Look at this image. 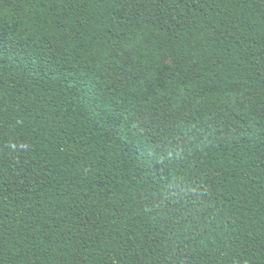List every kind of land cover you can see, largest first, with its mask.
Instances as JSON below:
<instances>
[{
	"label": "trees",
	"instance_id": "1",
	"mask_svg": "<svg viewBox=\"0 0 264 264\" xmlns=\"http://www.w3.org/2000/svg\"><path fill=\"white\" fill-rule=\"evenodd\" d=\"M0 264H264V0H0Z\"/></svg>",
	"mask_w": 264,
	"mask_h": 264
},
{
	"label": "rangeland",
	"instance_id": "2",
	"mask_svg": "<svg viewBox=\"0 0 264 264\" xmlns=\"http://www.w3.org/2000/svg\"><path fill=\"white\" fill-rule=\"evenodd\" d=\"M262 111L258 109L256 113H261ZM139 120L145 125L148 132L154 133L155 131L163 128L165 123H170L167 119L163 118L161 110H156L155 112L146 114L145 116L139 118ZM243 131V128L236 126L234 123H226L221 128V138L225 139L227 136L232 134H238ZM159 146H161L159 144Z\"/></svg>",
	"mask_w": 264,
	"mask_h": 264
}]
</instances>
